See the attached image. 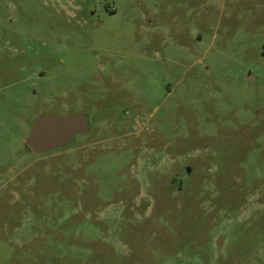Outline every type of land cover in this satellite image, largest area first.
Returning a JSON list of instances; mask_svg holds the SVG:
<instances>
[{
	"label": "rangeland",
	"instance_id": "1",
	"mask_svg": "<svg viewBox=\"0 0 264 264\" xmlns=\"http://www.w3.org/2000/svg\"><path fill=\"white\" fill-rule=\"evenodd\" d=\"M0 264H264V0H0Z\"/></svg>",
	"mask_w": 264,
	"mask_h": 264
},
{
	"label": "water",
	"instance_id": "2",
	"mask_svg": "<svg viewBox=\"0 0 264 264\" xmlns=\"http://www.w3.org/2000/svg\"><path fill=\"white\" fill-rule=\"evenodd\" d=\"M90 129L91 121L87 113H46L34 120L25 143L35 154L46 153L69 145L76 135Z\"/></svg>",
	"mask_w": 264,
	"mask_h": 264
}]
</instances>
